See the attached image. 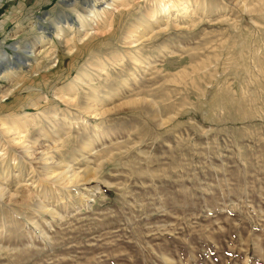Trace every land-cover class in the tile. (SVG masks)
Returning a JSON list of instances; mask_svg holds the SVG:
<instances>
[{"label":"rangeland","instance_id":"rangeland-1","mask_svg":"<svg viewBox=\"0 0 264 264\" xmlns=\"http://www.w3.org/2000/svg\"><path fill=\"white\" fill-rule=\"evenodd\" d=\"M59 1L0 0V264H264V0Z\"/></svg>","mask_w":264,"mask_h":264},{"label":"bare ground","instance_id":"bare-ground-1","mask_svg":"<svg viewBox=\"0 0 264 264\" xmlns=\"http://www.w3.org/2000/svg\"><path fill=\"white\" fill-rule=\"evenodd\" d=\"M61 2H62V4H67V5H70V4H68V2H69V0H60ZM59 1V2H60ZM78 1H80V3H81V5H83L84 4V1H82V0H78ZM124 0H110V4L112 3H114V5L116 4V3H118V4H123L124 2H123ZM75 4V3H74ZM74 4H71V6H74ZM64 5V6H65ZM94 5L95 4H92L91 5V3L90 2H88V4H86V7H89L88 9H93L94 8ZM114 5H112V6H114ZM115 7V6H114ZM105 9H112V8H110V7H104ZM114 9V8H113ZM87 11V10H86ZM86 11L85 10H83L82 11V13H78V14H76L75 15V20L73 21V22H71V23H67V21H71V19H69V16H66V18H68V19H66V20H63V18L62 17H59L57 20H55V21H52V23H51V27L52 28H55V27H57L56 29H55V37L56 38H62V36L68 31V30H70V31H72V30H74V27L76 26V30L77 31H79V29H83L82 30V32L84 33V34H82V37L80 38V40H82L83 39V37L84 38H86L88 35H90L91 33L89 32V31H87V30H85V23H84V21H83V19H84V13H86ZM76 11H74V13H75ZM153 14H154V12H152ZM157 13V12H156ZM86 17H88V16H86ZM59 24H63V25H61V26H58ZM16 36V35H15ZM64 39H65V36H64ZM46 41V37L44 36V33L42 32L39 36H37V38H36V42H39V43H42V42H45ZM67 43L68 42H65V40H64V46H67ZM24 48V52H27L28 54H30L31 53V51H30V46L29 45H26V46H24L23 47ZM66 49V48H65ZM9 50H11L12 52H15L16 50H18V47L16 46V44H12V45H10L9 46ZM68 51H70V49L68 50ZM11 58V59H10ZM28 61L24 58V56H23V54L22 55H14V59L12 58V57H10L7 53H5L4 52V50H0V70L1 69H6L7 70V68L9 67V66H12V65H17V64H19V65H21V66H28ZM9 69V68H8ZM5 71V70H4ZM85 77V76H84ZM82 78H83V76L82 77H78L77 78V80L78 81H82ZM3 97H5V95L3 96ZM108 96H106L105 97V99L107 98ZM24 119L25 118H22L21 120H19L18 122H15V123H18V124H23V123H25V121H24ZM2 122H5V121H2ZM14 123V124H15ZM17 126V125H16ZM11 131H14V129L13 128H9V130H8V132H11ZM77 175V174H76ZM75 177V174H72V177ZM77 178V177H76ZM73 180V179H72ZM77 181V180H76ZM74 182H75V179H74ZM72 183V182H71Z\"/></svg>","mask_w":264,"mask_h":264}]
</instances>
